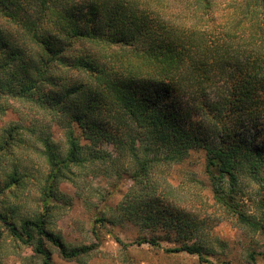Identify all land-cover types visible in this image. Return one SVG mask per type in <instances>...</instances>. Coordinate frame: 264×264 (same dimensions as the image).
<instances>
[{
    "label": "trees",
    "instance_id": "1",
    "mask_svg": "<svg viewBox=\"0 0 264 264\" xmlns=\"http://www.w3.org/2000/svg\"><path fill=\"white\" fill-rule=\"evenodd\" d=\"M3 99L47 112L65 131L63 156L43 140L44 212L19 224L0 213L12 240L42 264H54L47 244L66 261L81 262L94 250L66 247L48 218L60 180L83 167L88 153L110 159L103 146L131 158L132 181L143 188L159 165L202 152L214 202L264 237V194L258 213L248 215L239 189L247 176L264 193V0H0ZM18 129L4 131L0 154ZM22 185L14 170L0 182V196ZM136 197L122 206L125 215L160 223L155 209L162 206ZM176 215L167 231L186 225ZM141 244L159 247L155 237ZM167 251L223 264L192 238ZM257 258L264 262V252L248 254L250 264Z\"/></svg>",
    "mask_w": 264,
    "mask_h": 264
},
{
    "label": "rangeland",
    "instance_id": "2",
    "mask_svg": "<svg viewBox=\"0 0 264 264\" xmlns=\"http://www.w3.org/2000/svg\"><path fill=\"white\" fill-rule=\"evenodd\" d=\"M16 126L21 131L17 130L7 151L0 154V182L15 170L22 174L23 185L0 196V213H11L19 224L45 210L41 199L48 166L43 140L48 139L61 156L67 145L65 131L52 115L29 104L1 100L0 138L5 130ZM19 132L22 144L18 142ZM102 149L111 155L106 162L92 159L88 153L83 167L71 168L67 179L60 180L54 189L56 201L50 203L48 218L50 230L66 247L92 246L94 250L81 262L66 261L47 244L54 264H202L195 256L167 251L189 238L211 250L213 263L250 264V252H264V237L214 202L202 152L191 153L180 164L159 165L143 188L132 181L134 162L130 157L112 146ZM258 182L240 177L241 202L248 215L258 213V200L264 194L261 181ZM136 196L162 206L155 209L160 214V223L145 226L140 219L131 220L125 215L122 206ZM167 209L168 215L164 211ZM180 213L186 225H173L167 231L164 224L170 215ZM151 237L157 238L159 247L138 245L140 239ZM0 264H42V261L31 248L12 240L0 223ZM256 264L264 262L257 258Z\"/></svg>",
    "mask_w": 264,
    "mask_h": 264
}]
</instances>
